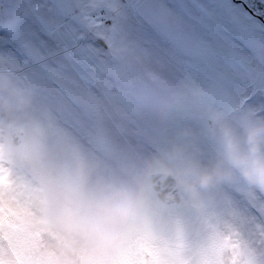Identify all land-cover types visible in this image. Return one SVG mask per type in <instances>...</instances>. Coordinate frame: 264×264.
Masks as SVG:
<instances>
[{"label": "rangeland", "instance_id": "obj_1", "mask_svg": "<svg viewBox=\"0 0 264 264\" xmlns=\"http://www.w3.org/2000/svg\"><path fill=\"white\" fill-rule=\"evenodd\" d=\"M236 2L251 15L264 9L260 0ZM190 95L188 117L173 112L167 99L157 103L151 120L163 131L153 141L109 126L118 149L112 154L83 144L38 83L0 68V258L5 264H15L17 236L28 239L27 264H216L224 245L258 246L261 240L246 230L255 228L244 226L236 208L253 206V195L264 203V186L221 162L212 130L223 121L242 136L245 122H264V93L248 88L227 96ZM18 131L23 142L12 147ZM153 172L175 175L179 204L157 200L150 188ZM114 197L130 209L123 223L109 220ZM66 218L83 230L64 227ZM243 218L253 222L247 212ZM10 223L21 228L15 236ZM233 223L248 234L245 239Z\"/></svg>", "mask_w": 264, "mask_h": 264}, {"label": "snow or ice", "instance_id": "obj_2", "mask_svg": "<svg viewBox=\"0 0 264 264\" xmlns=\"http://www.w3.org/2000/svg\"><path fill=\"white\" fill-rule=\"evenodd\" d=\"M0 42V68L38 83L81 142L105 153L118 152L109 126L161 135L151 117L162 98L188 117L197 91L264 93V9L251 15L236 0H0ZM27 243L16 237L15 264H27ZM216 264H264V240L224 245Z\"/></svg>", "mask_w": 264, "mask_h": 264}, {"label": "clouds", "instance_id": "obj_3", "mask_svg": "<svg viewBox=\"0 0 264 264\" xmlns=\"http://www.w3.org/2000/svg\"><path fill=\"white\" fill-rule=\"evenodd\" d=\"M212 134L221 149V162L237 168L252 182L264 186V122L247 121L242 125V136L229 124L217 121ZM207 176L203 179L207 180ZM109 220H126L130 209L114 197L109 202ZM64 227L77 232L84 226L66 218ZM94 231V229H93Z\"/></svg>", "mask_w": 264, "mask_h": 264}, {"label": "water", "instance_id": "obj_4", "mask_svg": "<svg viewBox=\"0 0 264 264\" xmlns=\"http://www.w3.org/2000/svg\"><path fill=\"white\" fill-rule=\"evenodd\" d=\"M24 139V133L15 132L11 137V146H19ZM150 188L159 202L164 205H176L182 200L176 177L170 172H153L149 175Z\"/></svg>", "mask_w": 264, "mask_h": 264}, {"label": "trees", "instance_id": "obj_5", "mask_svg": "<svg viewBox=\"0 0 264 264\" xmlns=\"http://www.w3.org/2000/svg\"><path fill=\"white\" fill-rule=\"evenodd\" d=\"M252 200H253V206L243 205L241 208L237 207L236 209L239 211L238 213H240L241 219L244 222V226L249 224V225H253V227L255 228V231L253 233L251 232V228L247 227L246 229L250 233L251 237H256L262 241L264 240V203L261 200H258L255 195H253ZM246 212L251 215L253 221L252 223L247 222L243 218V215ZM231 221L233 222V220ZM233 224L236 226L235 230L241 229L242 238L245 239V237H247L248 234H244L240 226H237L235 223Z\"/></svg>", "mask_w": 264, "mask_h": 264}, {"label": "bare ground", "instance_id": "obj_6", "mask_svg": "<svg viewBox=\"0 0 264 264\" xmlns=\"http://www.w3.org/2000/svg\"><path fill=\"white\" fill-rule=\"evenodd\" d=\"M181 193V192H180Z\"/></svg>", "mask_w": 264, "mask_h": 264}]
</instances>
